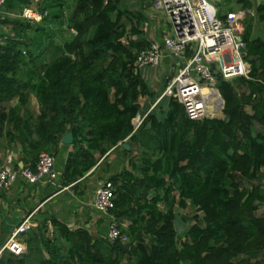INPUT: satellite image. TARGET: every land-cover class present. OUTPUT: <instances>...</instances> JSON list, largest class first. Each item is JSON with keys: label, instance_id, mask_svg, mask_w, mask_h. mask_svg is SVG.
<instances>
[{"label": "trees", "instance_id": "1", "mask_svg": "<svg viewBox=\"0 0 264 264\" xmlns=\"http://www.w3.org/2000/svg\"><path fill=\"white\" fill-rule=\"evenodd\" d=\"M29 1L6 0L4 7L20 12ZM124 1L42 0L36 9L54 16L33 26L20 16L0 18L12 30L0 33V136L21 145L23 165L33 167L40 151L53 154L71 131L76 147L61 170L65 183L95 164V151L103 155L127 138L122 170L106 180L113 185L111 211L129 219L120 228L130 248H120L107 231L70 228L53 218L52 230L42 222L22 232L23 252L3 250L0 264H264V188L252 181L264 166V39L252 35L251 18H244L249 72L217 75L222 117L190 119L180 102L164 96L135 127L139 97L155 99L162 88L150 90L134 64L148 43L130 36L141 34L143 15ZM28 32L44 33L45 42ZM54 34L61 42L51 39ZM50 44L55 55L37 63ZM31 92L35 115L20 111ZM12 98L16 104L5 107ZM175 205L193 211L180 214V234Z\"/></svg>", "mask_w": 264, "mask_h": 264}, {"label": "built area", "instance_id": "2", "mask_svg": "<svg viewBox=\"0 0 264 264\" xmlns=\"http://www.w3.org/2000/svg\"><path fill=\"white\" fill-rule=\"evenodd\" d=\"M107 1V0H104ZM6 0H0V14ZM168 19V28L162 35V47L176 60V69L166 76L156 100L164 96L175 98L183 105L185 115L190 119L212 116L222 108L218 95L217 75L224 79L247 76L249 63L243 58L244 41L243 14L227 12L220 17L211 0H156ZM47 11H39L33 4L22 7L19 15L28 20H40ZM162 56V48L152 42L140 49L134 64L138 68L155 66ZM219 91V90H218ZM146 113L136 114L133 124L137 127ZM27 182L54 181L58 178L55 158L52 153L42 150L35 165L16 167L11 156L0 164V188L8 189L18 176ZM93 206L106 220L107 236L111 240L127 242L128 235L121 231L124 225L111 211L114 207L113 185L110 181L100 182L94 191ZM33 225L30 215L25 216L0 246L3 250L20 254L24 245L20 234ZM122 227V226H121Z\"/></svg>", "mask_w": 264, "mask_h": 264}, {"label": "crops", "instance_id": "3", "mask_svg": "<svg viewBox=\"0 0 264 264\" xmlns=\"http://www.w3.org/2000/svg\"><path fill=\"white\" fill-rule=\"evenodd\" d=\"M149 3V5L144 4V7L137 10L142 13V19H144V16L146 17L143 21L141 20L144 25H138L141 34H131L130 36L136 40L143 39L148 45L152 42L158 43L162 48V56L158 64L141 69L142 76L150 90L156 91L163 87L165 83L163 78L171 74L177 67L175 58L167 54L162 47V35L164 30L168 28V19L156 0H151ZM146 5L147 7H145ZM218 6L220 7V5ZM232 7L235 9H232ZM230 9L232 11H245L246 18H251L252 35L264 39V0H234ZM14 11H17V8L8 9L5 6L2 9L0 18L11 17V15H14ZM1 29L0 33L2 34L12 33L9 23L0 22ZM28 99V103L20 111L24 113L25 110V114L35 115L38 112V102L34 93H29ZM16 102L17 99L12 98L4 102L3 105L10 107L15 105ZM157 102L156 98L151 100L148 95L140 96L141 112L144 110V113H146L153 110L157 107ZM217 112L218 110L214 114ZM222 116L223 112L222 115H218V117ZM3 131H5V128ZM123 141L129 144V148L131 147L127 138ZM121 142L118 145L110 146L103 155H99L95 151V164L76 181L65 183L61 177V170L64 167L68 153L76 147V142L73 141V136L70 142H62L61 137L56 151L53 153L58 171L56 180L53 182L30 183L19 175L10 188H0V246L9 237L14 227L27 215H30V219L36 223L32 227L44 222L52 230V219L58 218L65 221L70 228L84 226L89 230L100 231L105 234L107 230L106 220L93 206L94 191L100 182H104L109 176L122 170L127 154L123 152ZM0 147L8 151L5 160L8 156H11L12 161L18 162L21 166L22 160L19 152L21 145L16 146L14 143L8 145L7 141L2 142L0 140ZM252 181L253 183H261V187L264 188V166L259 169L258 177ZM244 183L247 186L251 185L250 181H244ZM259 210L264 211L263 203Z\"/></svg>", "mask_w": 264, "mask_h": 264}, {"label": "rangeland", "instance_id": "4", "mask_svg": "<svg viewBox=\"0 0 264 264\" xmlns=\"http://www.w3.org/2000/svg\"><path fill=\"white\" fill-rule=\"evenodd\" d=\"M149 1L151 0H125L123 2V6H126V7H129L130 10H138L139 8H142L144 7L143 5L144 4H147L149 5ZM216 8H217V12L218 14H227V11L228 12H235L238 16H242V13L240 10H235V11H232L230 8H231V5H233L234 3V0H211ZM38 3H42V0H30L29 1V4H33L34 6H36V4L38 5ZM28 5V4H27ZM147 5L145 7H147ZM220 5V7L218 6ZM146 9V8H145ZM232 9H235L234 7H232ZM70 11V9L68 8L65 12L68 13ZM21 12V11H20ZM17 9V11H14V15H11V16H20L19 13H20ZM65 13V14H66ZM245 14V13H244ZM243 14V20L242 22L245 23V19H246V15ZM48 16L49 18H52L54 16V13L53 11L51 12H48L47 14H45V16ZM224 15V16H225ZM21 17V16H20ZM23 18V17H22ZM44 18V16L40 19V21ZM245 18V19H244ZM249 18V17H247ZM144 19H146V17L144 16ZM142 19V21L144 20ZM149 19V18H148ZM39 21V20H38ZM141 21L140 25L143 24V22ZM29 23L34 24V20H28ZM144 25V24H143ZM55 26L51 25V28H54ZM2 31V29L0 30ZM35 32L31 33V32H28V36L30 37H33V38H37L39 37L40 40H44L45 42V38H44V33H42V35L39 36V34H34ZM2 34V33H1ZM31 34H34V36H32ZM64 36V35H63ZM66 36V35H65ZM53 41L55 43H59L61 42L62 38L57 35V34H54L52 36ZM48 40V39H47ZM29 47H31V45H29ZM55 55V51H54V45L50 44V45H47V46H44L42 49H40V52L38 53V55L35 57V61L37 63H40L42 60L44 61H47L49 59H51L53 56ZM164 86V85H163ZM163 88V87H162ZM33 93V92H32ZM29 100V99H28ZM151 100H153V98H151ZM28 103V102H27ZM23 108V107H22ZM158 108V107H157ZM144 112V110H143ZM143 112L141 114H143ZM218 115H222V111L218 110L217 113H215L213 116H218ZM136 116V115H135ZM134 120V118H133ZM0 140L2 142L6 141L4 136H0ZM11 145V144H10ZM10 148V147H9ZM8 151L5 150L4 148L0 147V164L3 163L5 161V155ZM161 205H163L162 202H160ZM174 209L176 211V213H183V214H189L191 215V213H193V211L191 210L190 207H185V208H181L177 205L174 206ZM183 219V218H182ZM120 222H122L124 225H121L123 228H126L129 224V219L127 218H121ZM123 243H129L128 241L127 242H123ZM130 248V243H129V247Z\"/></svg>", "mask_w": 264, "mask_h": 264}, {"label": "water", "instance_id": "5", "mask_svg": "<svg viewBox=\"0 0 264 264\" xmlns=\"http://www.w3.org/2000/svg\"><path fill=\"white\" fill-rule=\"evenodd\" d=\"M241 50L245 51V47H242ZM165 80H166V77L163 78L164 82H165ZM217 92H218L220 101L222 103V108H223V106H224L223 97L221 96V94H220V92L218 90H217ZM222 108H221V110H222ZM136 114H139V111ZM206 117H211V116L207 115ZM226 119L228 120V117ZM72 136H73L72 132H66L62 136V142H70L72 140ZM121 145L125 149L129 148V144L126 141H122ZM263 206H264V203H263ZM173 222H174V227L176 229L177 234H180L182 232V230L184 229V227H185V221L182 219V217H181V215L179 213H175ZM118 246L120 248H122L123 250H128L129 249L128 248L129 247V243L119 242Z\"/></svg>", "mask_w": 264, "mask_h": 264}, {"label": "bare ground", "instance_id": "6", "mask_svg": "<svg viewBox=\"0 0 264 264\" xmlns=\"http://www.w3.org/2000/svg\"><path fill=\"white\" fill-rule=\"evenodd\" d=\"M209 110H211V111H210L211 113H214V111H213L211 108H210Z\"/></svg>", "mask_w": 264, "mask_h": 264}]
</instances>
